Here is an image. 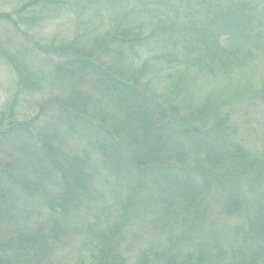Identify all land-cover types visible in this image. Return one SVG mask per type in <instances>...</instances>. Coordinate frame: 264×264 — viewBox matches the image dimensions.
Segmentation results:
<instances>
[{"label": "trees", "instance_id": "trees-1", "mask_svg": "<svg viewBox=\"0 0 264 264\" xmlns=\"http://www.w3.org/2000/svg\"><path fill=\"white\" fill-rule=\"evenodd\" d=\"M120 1L29 0L0 12L11 35L1 37L0 64L16 95L66 91L33 100L28 121L13 104L0 112V264H264V158L226 140L237 133L239 84H250L241 77L251 79L249 65L264 57V0H164L186 11L185 22L170 23L146 5L137 18L128 0V13L88 33L86 46L78 35L42 46L33 39L31 30ZM13 38L21 55L10 50ZM154 42L160 49L147 56ZM26 52L41 56V76ZM199 81L220 88L190 93ZM263 85L246 109L264 108ZM45 114L52 130H37ZM8 204L17 214L6 215ZM5 220L23 230L1 235ZM227 220L232 243L218 233Z\"/></svg>", "mask_w": 264, "mask_h": 264}, {"label": "rangeland", "instance_id": "rangeland-1", "mask_svg": "<svg viewBox=\"0 0 264 264\" xmlns=\"http://www.w3.org/2000/svg\"><path fill=\"white\" fill-rule=\"evenodd\" d=\"M27 1L29 0H0V12L7 13L9 15L10 13H13L15 10L21 7L22 4L24 5L25 2ZM160 1L161 2H159V0H133L132 3L134 2V5L136 6V11L139 13V14L135 13L134 15L137 18L139 16L143 18L144 17L143 14L145 13V11L149 10L143 7V5H146L149 8H152V12H155L156 14L165 13L169 23L170 21H174V18L176 17V15H177V18L175 19L177 20V22L179 21L185 22L183 18L185 17L186 11H184L183 7L181 9L179 8L180 10L178 9V6L165 8L164 0H160ZM129 2L130 1L128 0L127 2L125 1L123 3L122 1H120L119 2L120 4L118 5L119 8H115V9L113 5L101 4L97 8L90 10L89 13L82 14L80 18L81 20H78L76 22L73 18L70 20V22H66V23L63 20H59L58 22H53L45 26V28L43 27V29H38L35 32L31 30V33H34L33 35L35 36L33 39H35L36 43H40V46H42L43 44L48 43L47 41H52V40H56V41L57 40L59 41L67 40L68 41V39H70L74 35H78L80 46L81 45L86 46L87 45L86 43H88V40H90V38H87L86 35L88 33H92L96 36L100 35L105 29H107L106 28L107 25L112 24V20L115 19V17H123L124 15L128 13V10L126 9L128 7H126V4ZM161 3L163 4L164 7L162 6ZM138 5H140L142 8ZM152 12L150 13L152 15H155ZM153 18L155 17L153 16L149 19L152 20ZM154 20L156 19H153V22H156ZM149 30L150 28L147 27L148 32ZM5 35L9 36L10 34L4 33L3 28L0 27V40L2 39L1 37H4ZM10 48H11L10 50H13L15 54L18 53L21 55L22 52H25L24 47L23 46L20 47L19 41L14 38H13V43H11ZM157 48H158V44L154 42L151 45V47H149L145 51L146 54L148 53L147 51H149L147 56L152 55L150 54V51L154 49L156 50ZM159 49L160 48H158V51ZM143 53L144 51L140 52L138 54L139 55L138 57L143 58L144 56H146V54L143 55ZM261 53H263L264 55V51H262ZM23 54H24L23 57L26 58V60L28 61V64L31 70L36 71L41 76L43 73H39V72L45 70V63L42 61L41 56L40 55L34 56L29 53L27 54V52ZM249 67L251 70L249 75L252 78L250 79L248 78V76H244L245 79L241 77V80L242 81L249 80L250 84H247L245 81H244L245 83L239 82L240 83L239 86L242 87V90H243L242 96H241L242 98L240 100L239 105L235 106L234 108L235 116L231 118L232 121H234L235 123L234 129L237 130V133L233 135L236 138L234 137L232 138L230 135H227L226 140L227 142H232L235 140L238 143L242 144V146L244 147L243 148L244 152L250 156L251 160L259 161L264 158V108L257 102L254 103L255 105H252L250 110L246 109V107H247V104L250 105L249 96L252 98V94H251L252 89H255L256 87H260V83L261 85L264 84V57L262 55L261 57H257L253 61V63L249 65ZM11 75L12 74L10 72V69L5 64L1 63L0 64V112L5 111L6 109L9 108V105L13 104L15 114L18 115L21 121H28L36 114L37 110H36V107L34 106L35 103H33L34 102L33 100H38L39 98H45L48 95H49L48 98H50V96H57L58 93L61 92L60 88H58V86H55L51 89H48L47 93L44 92L46 95L44 93L43 94L36 93L34 95H31V93L29 94L24 93V94L16 95L18 91L15 89V80L13 78V75L12 76ZM151 77L152 79H154L158 77V75L154 76L151 74ZM201 81H199V83ZM199 83H196L194 86H191L189 89L190 90L189 92L193 94L203 93L205 95V94H210L209 93L210 91L217 90L220 88L219 86H218L219 88L215 87V85L211 84L208 81L206 82L204 81L200 84ZM187 86H189V84ZM263 89H264V85H263ZM64 93H66V91L62 92V94ZM42 116H43L42 120H40L37 123L35 128L41 131L42 129L45 130V128H47L48 126L46 130H52V125L54 124V123L51 124L53 122L52 121L53 117L47 114L42 115ZM67 142L69 146L71 148H74L76 151L78 150L80 151L82 149L83 145L80 142H77L76 139L73 141V138H72L71 140H67ZM104 192H105V198L107 201L106 203L107 204L108 202L113 203L112 198L110 197L109 193L106 190H104ZM19 206L20 204L17 203L16 207H19ZM98 208L100 209V207ZM7 209H10L9 204L7 205ZM101 210L104 211L103 208ZM5 212H6V215L9 214V216L10 214L11 215L17 214V212H14L11 209L10 211H5ZM1 214H5V213H1ZM104 217L99 219V221L97 222L99 225L103 224V227H104V220H105ZM0 221L3 222L2 219H0ZM5 223L8 225V228L1 235L11 234L15 230L16 228L15 226L17 225H19L17 227V230H23V227H24L23 225H21V223H15L14 221L7 222L5 220ZM233 224H234L233 221L227 220L226 223H221L219 224V227H217L219 230V232L217 231L218 233L222 231V233L225 234L224 241H226L225 239H228L230 240L229 241L230 243L234 242L235 236H234V232L232 231V228L234 226ZM93 231H97V229ZM230 243H228L229 245L227 246V249H226L227 253L230 252L228 248L232 247V244ZM75 245L76 244H74L73 246L72 243L71 244L69 243L67 249L70 250L71 252H75L74 249L77 251V247ZM235 246L236 244L233 243V247ZM227 258L229 259V257ZM71 259L72 257H67L63 263L64 264L70 263Z\"/></svg>", "mask_w": 264, "mask_h": 264}]
</instances>
